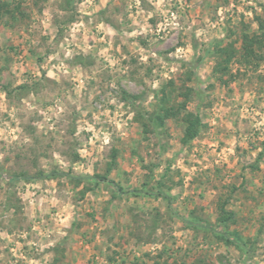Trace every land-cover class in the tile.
Listing matches in <instances>:
<instances>
[{"label":"rangeland","instance_id":"374dc122","mask_svg":"<svg viewBox=\"0 0 264 264\" xmlns=\"http://www.w3.org/2000/svg\"><path fill=\"white\" fill-rule=\"evenodd\" d=\"M3 1L0 264H264V60L243 57L264 0ZM163 88L186 111L144 135L123 92L147 113Z\"/></svg>","mask_w":264,"mask_h":264},{"label":"trees","instance_id":"16d2710c","mask_svg":"<svg viewBox=\"0 0 264 264\" xmlns=\"http://www.w3.org/2000/svg\"><path fill=\"white\" fill-rule=\"evenodd\" d=\"M6 15H13L12 9L10 7V4L8 2H5L3 0H0V19L3 18ZM258 24H259V34L254 35H245L243 37V57L245 61H263L264 60V21H262L260 18H258ZM262 51V52H261ZM221 53H224L227 57L224 60L225 64L222 66V69H228V65L232 62L234 52L229 49H223ZM169 87L174 88V82L169 83ZM189 91L187 90L186 93H183L182 96L186 99L185 102H183L180 106H178V109L174 105H172V99H173V91H167L165 88H163L159 94L160 96H157L158 99V108L154 112H147L145 113L144 110H142L140 105L135 104L137 101V97L127 95V93L123 92L125 95L124 100L125 101H132V105L134 106V109L137 113V120L140 123L142 127V132L144 135H148L152 131H164L165 127L167 125V122L172 119L177 112L186 111V104L188 101V94ZM183 122L185 124L184 134L181 139V142L184 146H188L190 143H192L194 140H196L203 127L204 123L201 118V116L197 114L192 113H186L185 116H183ZM117 154L113 152L111 157V162L109 164L107 175L101 176L99 174H96L94 176H90L89 178L94 180V183L96 185H99L100 183H107L110 182L108 178V174L115 169L117 166L116 162ZM67 174H64L62 172H53L51 174H40L41 179L45 178H58L66 176ZM13 180L20 179L18 176H13ZM116 188L122 192V189L118 186ZM163 198H168L166 194H164L162 191L159 192V194ZM228 200L221 201L219 203V223L226 228H229L228 223L232 222L234 219L233 212L227 210ZM235 239H241L239 234L235 233ZM222 240L225 241L228 245L234 244V240H230L225 236V234L221 235ZM243 239H241L242 241Z\"/></svg>","mask_w":264,"mask_h":264}]
</instances>
